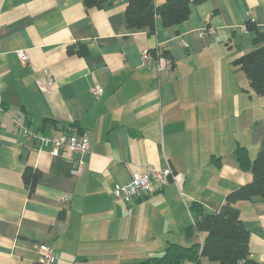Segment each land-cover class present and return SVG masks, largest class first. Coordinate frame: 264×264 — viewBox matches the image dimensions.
Here are the masks:
<instances>
[{
  "label": "crops",
  "instance_id": "0c3cea01",
  "mask_svg": "<svg viewBox=\"0 0 264 264\" xmlns=\"http://www.w3.org/2000/svg\"><path fill=\"white\" fill-rule=\"evenodd\" d=\"M127 5L0 0V264H43L41 243L55 248V264H160L170 243L204 242L206 232L188 231L192 203L218 212L253 181L236 150L250 164L264 150V94L235 60L264 46L255 42L264 0H191L185 21L164 26L159 17L153 34L128 28ZM158 47L171 68L142 61ZM82 132L91 145L76 174L74 158L52 155L42 138ZM28 166L41 172L33 191ZM167 167L175 177L163 188L114 197L117 183ZM234 205L251 258L264 264V197Z\"/></svg>",
  "mask_w": 264,
  "mask_h": 264
},
{
  "label": "trees",
  "instance_id": "16d2710c",
  "mask_svg": "<svg viewBox=\"0 0 264 264\" xmlns=\"http://www.w3.org/2000/svg\"><path fill=\"white\" fill-rule=\"evenodd\" d=\"M105 0H84L87 6H100ZM191 0H166L158 5L156 0H128L127 22L129 29H148L156 33L158 18L164 26H172L185 21L190 14ZM200 3L204 0H194ZM249 29L256 28L254 23H248ZM264 41V30H257L256 43ZM70 51H74L70 46ZM86 52V51H85ZM84 52V53H85ZM156 55V49L150 50ZM79 53H82L79 51ZM165 53H167L165 51ZM168 55V54H167ZM235 62L244 69L250 86L254 92L264 94V46L239 56ZM238 159L244 168L251 169L253 181L242 188L231 192L218 212H209L199 202L191 205L196 212V218L188 231L198 230L207 233L201 247H192L170 243L160 264H180L182 258L189 257L198 264L201 256H208L220 264H255L250 252V232L240 217L239 209L234 205L240 199H251L254 196L264 197V150H261L250 164L244 147L236 150ZM40 170L28 166L23 178L31 191L35 189L40 177Z\"/></svg>",
  "mask_w": 264,
  "mask_h": 264
},
{
  "label": "built area",
  "instance_id": "2783aa9c",
  "mask_svg": "<svg viewBox=\"0 0 264 264\" xmlns=\"http://www.w3.org/2000/svg\"><path fill=\"white\" fill-rule=\"evenodd\" d=\"M246 28V26H245ZM209 30L204 29L200 34L204 35ZM156 55H152L150 50H144L142 53V61L144 63L155 59L158 62L160 69L171 68L172 60L165 53V50L161 47L156 49ZM19 56L26 62L28 55L25 51L20 50ZM48 74L47 83H54V78L51 76L50 70H46ZM91 90L95 94L103 93V89L99 85H94ZM16 122L19 121V117H16ZM42 142L45 145H51L50 152L54 156L68 155L74 158L76 166L73 168V172L78 174L83 170L84 161L83 155L90 150V137L87 132H82L79 135H67L64 133L55 135L52 138L43 137ZM175 177L174 170L171 167L164 169L150 168L145 172L136 173L132 179L127 183H117L114 187V197L117 199H123L126 202H130L132 196L142 194L143 192H153L163 188L171 178ZM41 258L40 262L43 264H55L58 259V255L54 247L41 243L38 245Z\"/></svg>",
  "mask_w": 264,
  "mask_h": 264
}]
</instances>
